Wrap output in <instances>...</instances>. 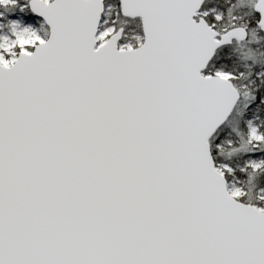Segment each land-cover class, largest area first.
Wrapping results in <instances>:
<instances>
[{"label": "snow or ice", "instance_id": "obj_1", "mask_svg": "<svg viewBox=\"0 0 264 264\" xmlns=\"http://www.w3.org/2000/svg\"><path fill=\"white\" fill-rule=\"evenodd\" d=\"M0 264H264V0H0Z\"/></svg>", "mask_w": 264, "mask_h": 264}]
</instances>
